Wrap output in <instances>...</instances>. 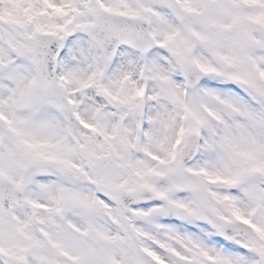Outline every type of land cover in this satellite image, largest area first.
Wrapping results in <instances>:
<instances>
[{
  "label": "snow or ice",
  "instance_id": "snow-or-ice-1",
  "mask_svg": "<svg viewBox=\"0 0 264 264\" xmlns=\"http://www.w3.org/2000/svg\"><path fill=\"white\" fill-rule=\"evenodd\" d=\"M0 264H264V0H0Z\"/></svg>",
  "mask_w": 264,
  "mask_h": 264
}]
</instances>
